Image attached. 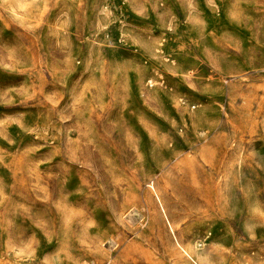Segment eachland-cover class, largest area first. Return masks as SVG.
<instances>
[{
	"label": "rangeland",
	"instance_id": "rangeland-1",
	"mask_svg": "<svg viewBox=\"0 0 264 264\" xmlns=\"http://www.w3.org/2000/svg\"><path fill=\"white\" fill-rule=\"evenodd\" d=\"M0 264H264V0H0Z\"/></svg>",
	"mask_w": 264,
	"mask_h": 264
}]
</instances>
